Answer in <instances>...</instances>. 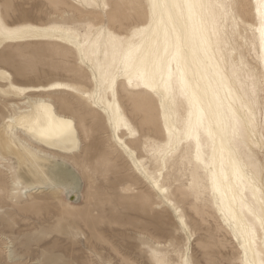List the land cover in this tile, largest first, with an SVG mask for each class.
<instances>
[{"label": "clouds", "instance_id": "9594fccd", "mask_svg": "<svg viewBox=\"0 0 264 264\" xmlns=\"http://www.w3.org/2000/svg\"><path fill=\"white\" fill-rule=\"evenodd\" d=\"M61 167L96 212L173 224L104 264H264V0H0V203L47 197L84 238ZM16 226L0 208V264Z\"/></svg>", "mask_w": 264, "mask_h": 264}, {"label": "rangeland", "instance_id": "374dc122", "mask_svg": "<svg viewBox=\"0 0 264 264\" xmlns=\"http://www.w3.org/2000/svg\"><path fill=\"white\" fill-rule=\"evenodd\" d=\"M17 7L22 10L21 16L17 19L34 18L33 9L36 5H33V8H25L23 4H18ZM102 150L103 141L98 138L92 145V152L98 153ZM62 169L66 170L67 176L70 173L74 178L77 177L74 192L72 191L75 198L69 199L64 192L61 200L64 204L78 206L82 215L89 218L88 226L84 229L85 237L81 238L76 232L72 236L65 234L63 228L57 231L50 229L49 222L56 214V205L47 197L37 198L44 200L43 205L34 204L31 201L7 202L8 205L0 203V208H3L7 216L17 225L12 234L17 241L23 264H31L42 256L50 262H60V264H104L108 259H116L121 253L135 257L138 233L165 236L173 227L169 217L161 214L149 216L144 211L136 210L132 205L134 201L107 208L101 206L96 212L94 206L85 204L82 179L71 168L62 167ZM103 187L101 182V188ZM100 203L102 205L103 200ZM42 210L43 215L40 214ZM75 222L71 221L70 224Z\"/></svg>", "mask_w": 264, "mask_h": 264}, {"label": "bare ground", "instance_id": "6f19581e", "mask_svg": "<svg viewBox=\"0 0 264 264\" xmlns=\"http://www.w3.org/2000/svg\"><path fill=\"white\" fill-rule=\"evenodd\" d=\"M32 31V34H37V32H38V30H31ZM54 87L55 86H58V85H53ZM71 172V171H70ZM75 173V172H74ZM74 173H73V175H74ZM75 177H76V175H75ZM77 178V177H76ZM76 178H74L73 176H71V174L70 173H68V176H67V173H66V170L65 169H62V167L61 168H59V169H57V170H55V172L54 173H52V175H51V179L54 181V182H56V181H59V182H61V183H63L64 185H65V187H66V191H65V193L68 195V198L69 199H73V198H75V195L73 194V188H74V186L76 185V183H77V180H76ZM68 179H70V181L68 180ZM73 191V192H72ZM75 192H77V191H75ZM68 199V200H69ZM67 202V201H66ZM4 204V203H3ZM5 204H7V203H5ZM69 204V203H68ZM67 203H66V205H68ZM8 205V204H7ZM24 205V204H23ZM71 205V204H70ZM132 205H134L133 206V208H135L136 210H140V211H144L142 208H141V206L139 205V204H137L136 202H134V204H132ZM26 207V206H25ZM21 208V207H20ZM145 212V211H144ZM70 214V213H69ZM105 214V213H104ZM156 215H160V214H156ZM141 216V215H140ZM144 217H146V215H143ZM149 216H151L150 214H149ZM165 217H167V216H165ZM149 220V219H148ZM166 220V219H165ZM167 220H169L168 218H167ZM160 222V221H159ZM149 223V222H148ZM151 223V222H150ZM154 223V222H153ZM169 224H171V222H169ZM147 227V226H146ZM154 227V226H153ZM155 228V227H154ZM64 229V231H63V233H65V234H69L70 236H72V235H75L74 233V231H69V228H68V226H66V227H64L63 228ZM157 229V228H156ZM163 229V228H162ZM99 230V229H98ZM150 230H153V229H150ZM154 231V230H153ZM158 231V230H157ZM165 232V231H164ZM156 233V232H155ZM160 233V232H159ZM158 234V233H157ZM156 235V234H155ZM158 235H160V234H158ZM75 237V236H74ZM73 237V238H74ZM87 241V240H86ZM50 248V247H49ZM89 264H91V263H89Z\"/></svg>", "mask_w": 264, "mask_h": 264}]
</instances>
